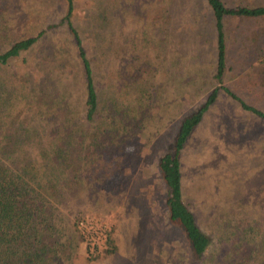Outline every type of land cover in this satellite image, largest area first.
Wrapping results in <instances>:
<instances>
[{
  "label": "rangeland",
  "instance_id": "374dc122",
  "mask_svg": "<svg viewBox=\"0 0 264 264\" xmlns=\"http://www.w3.org/2000/svg\"><path fill=\"white\" fill-rule=\"evenodd\" d=\"M160 2L163 0H74L73 21L83 29V42L94 64L98 65L101 52L114 46L120 54L115 62L111 61L112 56L105 63L102 60L106 71L115 65L123 73V65L128 61L140 67L150 61L153 72L148 85L152 83L154 88L145 103L142 119L130 130L131 144L127 149L138 160L134 178H121L120 189L112 200L84 190L71 195L67 206L56 208L57 223L71 237V252L64 264H182L187 258V243L167 220L158 158L169 149L179 120L199 108L215 87H228L238 97L264 109V95L247 90L259 70L255 67L263 69V66L251 63L253 51L246 48L240 54L236 49L251 41L255 34L259 48L264 51V19L225 22L229 69L222 83H217L213 78L215 32L211 24L204 28L202 21L203 13L209 11L197 7L196 0H189L187 6H195L193 14L198 21H193L195 25L190 28L186 11L178 7L179 0L166 3L169 11L175 13L170 19L160 16ZM223 2L228 6H264V0ZM0 5V14L10 23L8 39L1 40L0 48L18 37L46 31L34 49L22 52L10 65L11 71L18 73L33 65V81L40 85L48 79L42 74L44 64H40L46 54L61 45L73 50L68 47L70 43L61 24L66 5L63 0H0ZM100 7L108 17L105 21L98 19ZM99 29L106 42L101 47ZM171 30H178V36ZM186 30L190 34L180 33ZM112 40H116L115 44ZM261 150H264V122L243 111L238 102L220 91L181 153L184 200L202 230L215 242L221 236L226 238V231L241 218L238 224L241 226L254 217L263 219L264 192L251 191L257 182L255 176L264 174ZM250 192L258 194L255 201L261 199L258 206H249L255 202L247 204V200H252ZM240 204L245 208L244 214L236 216ZM76 218L89 225L97 241L105 238L100 252L89 249L79 223L75 225ZM109 249L113 251L107 253Z\"/></svg>",
  "mask_w": 264,
  "mask_h": 264
},
{
  "label": "trees",
  "instance_id": "16d2710c",
  "mask_svg": "<svg viewBox=\"0 0 264 264\" xmlns=\"http://www.w3.org/2000/svg\"><path fill=\"white\" fill-rule=\"evenodd\" d=\"M63 1L66 13L61 24L70 43L68 47L73 50L61 45L46 54L40 64H44L42 74L47 80L40 85L33 81V65L21 73L10 68L22 52L36 47L45 30L18 37L0 48V264H64L71 252V237L57 223L58 207L67 206L71 195L84 190L112 200L120 189L121 178L133 179V170L138 166L135 154L127 146L131 144L130 130L142 119L154 88L152 83L148 85L153 67L150 61L141 67L128 61L123 65V73L115 65L106 71L102 60L105 63L112 56L111 61L115 62L120 54L114 46L112 51L101 52L95 65L83 42V29L73 21L74 0ZM167 2L158 3L159 12L170 19L175 13L169 11ZM188 2L179 0L178 7L186 11L192 28L197 17L193 14L195 6L188 7ZM196 6L209 11L203 13L202 21L204 28L211 24L215 32L213 78L222 83L229 69L225 22L263 20L264 6H228L223 0H196ZM98 11V19L105 21L108 17L104 8ZM9 24L0 14V42L8 39ZM100 30L97 36L101 47L106 42ZM187 30L180 33L190 34ZM171 31L178 36V30ZM257 41L254 34L251 41L236 49L240 54L246 48L253 51L251 63L263 66L255 67L259 70L247 90L264 95V51ZM110 42L115 44L116 40ZM220 89L238 102L243 111L264 122L263 108L248 103L228 87L213 88L199 108L179 120L169 149L157 160L165 186L164 210L169 223L187 243V258L182 264H264V216L254 217L242 226L238 225L242 218L239 219L226 231V238L221 236L215 242L202 230L184 200L181 153L216 102ZM135 95L139 98L135 99ZM255 177L257 182L251 191L263 193L264 174ZM257 196L252 194L247 204L255 202L249 206H258L261 199L255 201ZM240 207L236 216L244 214L245 208L242 204ZM80 222L75 219V225ZM108 244L111 245L110 237Z\"/></svg>",
  "mask_w": 264,
  "mask_h": 264
},
{
  "label": "built area",
  "instance_id": "2783aa9c",
  "mask_svg": "<svg viewBox=\"0 0 264 264\" xmlns=\"http://www.w3.org/2000/svg\"><path fill=\"white\" fill-rule=\"evenodd\" d=\"M79 228L86 237L89 249L91 251L100 252L105 244V238L102 241H97L96 237H93V231L89 229V225L87 226L84 221L79 223Z\"/></svg>",
  "mask_w": 264,
  "mask_h": 264
},
{
  "label": "crops",
  "instance_id": "0c3cea01",
  "mask_svg": "<svg viewBox=\"0 0 264 264\" xmlns=\"http://www.w3.org/2000/svg\"><path fill=\"white\" fill-rule=\"evenodd\" d=\"M220 91H223L222 89L221 90H219V92ZM227 94V93H226ZM228 95V94H227ZM218 96H219V93H218ZM229 96V95H228ZM230 97V96H229ZM218 98V97H217ZM231 98V97H230ZM232 99V98H231ZM217 100V99H216ZM233 100V99H232ZM261 120V119H260ZM262 121V120H261Z\"/></svg>",
  "mask_w": 264,
  "mask_h": 264
}]
</instances>
